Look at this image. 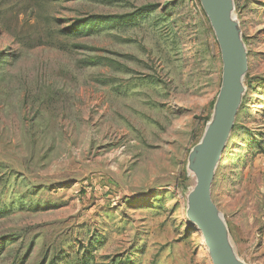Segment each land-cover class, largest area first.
I'll use <instances>...</instances> for the list:
<instances>
[{"label": "rangeland", "instance_id": "374dc122", "mask_svg": "<svg viewBox=\"0 0 264 264\" xmlns=\"http://www.w3.org/2000/svg\"><path fill=\"white\" fill-rule=\"evenodd\" d=\"M244 92L211 198L264 264V0H233ZM220 51L199 0H0V264H212L186 218Z\"/></svg>", "mask_w": 264, "mask_h": 264}, {"label": "water", "instance_id": "95a60500", "mask_svg": "<svg viewBox=\"0 0 264 264\" xmlns=\"http://www.w3.org/2000/svg\"><path fill=\"white\" fill-rule=\"evenodd\" d=\"M199 2L219 47L222 74L213 116L189 157L196 184L187 196L186 218L200 233L212 264H245L232 248L227 226L212 201L211 186L244 92L247 53L233 0Z\"/></svg>", "mask_w": 264, "mask_h": 264}]
</instances>
